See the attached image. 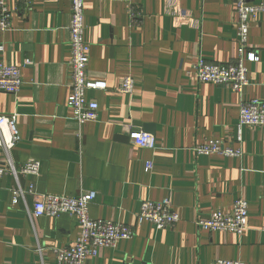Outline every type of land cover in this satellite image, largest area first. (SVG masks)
<instances>
[{
	"label": "crops",
	"instance_id": "1",
	"mask_svg": "<svg viewBox=\"0 0 264 264\" xmlns=\"http://www.w3.org/2000/svg\"><path fill=\"white\" fill-rule=\"evenodd\" d=\"M7 4L12 17L10 27L0 29V63L20 67L24 83L17 94L0 92V114L14 116L20 133L11 151L16 166L35 159L41 168L37 176L21 177L35 194L17 204L15 178H0V264H58L55 248L75 242L77 218H33L28 209L40 194L87 191L97 194L93 218L134 230L87 264H211L217 258L264 264V126L240 124L243 102L264 101V13L250 25L248 45L259 60L246 61L250 83L239 94L187 75L200 57L235 61V0H85L88 74L107 89L88 91L99 117L80 127L68 105L70 0ZM128 75L136 80L131 94L119 90ZM128 125L153 135L155 147L137 146ZM217 139L243 154L196 153V145ZM6 156L0 147V157ZM238 196L249 204L242 235L196 224L216 210L230 211ZM165 199L180 214L174 227L137 222L143 201Z\"/></svg>",
	"mask_w": 264,
	"mask_h": 264
},
{
	"label": "built area",
	"instance_id": "2",
	"mask_svg": "<svg viewBox=\"0 0 264 264\" xmlns=\"http://www.w3.org/2000/svg\"><path fill=\"white\" fill-rule=\"evenodd\" d=\"M72 19L69 26L71 34L70 66V94L68 105L73 111V118L81 127L88 121H97L99 117V104L95 99L88 97L90 90H106L107 84L102 80L89 78L88 66L90 61L91 44L86 40L85 0H70ZM237 13V52L235 61L231 63H212L200 57L193 64L187 75L199 82H210L225 86L232 91L242 94L249 85L248 68L246 61L259 60L256 51L249 45V32L251 22L256 20L260 13H264V0H235ZM12 11L7 0H0V29L7 30L11 24ZM0 49L1 46H0ZM21 68L18 66L0 63V92L17 94L23 86ZM136 85L133 76H126L119 90L131 94ZM240 124L251 126H264V101L251 99L240 105ZM130 138L140 147L154 148L156 139L153 135L142 130H134L133 126H125ZM20 140V133L15 117L0 114V147L6 151V159L0 157V178L10 174L15 178L16 187L13 188L14 204L26 194H35L34 185L29 189L21 185L22 176H37L40 173L41 163L38 160H29L18 168L14 163L11 151ZM199 155L220 154L224 156L239 157L243 151L239 147L223 140H209L195 146ZM153 167L151 161L145 165V170ZM95 191H87L79 196H61L53 194H40L32 209H28L31 217L43 216L59 217L68 214L76 217L80 225V233L75 242L68 247L55 248L58 264H87L89 259L99 255L103 248H113L123 239H130L134 230L130 225L107 219H95L90 215V205L96 198ZM249 204L246 198L238 196L230 211L216 210L210 217L197 218L196 224L208 231L232 232L242 235L248 228ZM180 220V214L173 208L169 199L160 202L143 201L137 213L139 224L149 221L156 228L164 229L174 227ZM264 232V224L261 228ZM40 250H42L40 248ZM211 264H246L244 260L217 258Z\"/></svg>",
	"mask_w": 264,
	"mask_h": 264
},
{
	"label": "water",
	"instance_id": "3",
	"mask_svg": "<svg viewBox=\"0 0 264 264\" xmlns=\"http://www.w3.org/2000/svg\"><path fill=\"white\" fill-rule=\"evenodd\" d=\"M145 129L153 133L154 132V125L153 124H145Z\"/></svg>",
	"mask_w": 264,
	"mask_h": 264
}]
</instances>
